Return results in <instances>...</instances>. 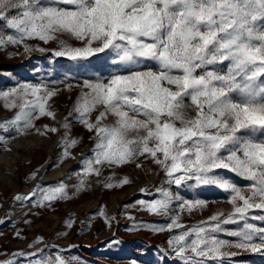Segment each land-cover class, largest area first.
<instances>
[{
    "label": "snow or ice",
    "instance_id": "obj_1",
    "mask_svg": "<svg viewBox=\"0 0 264 264\" xmlns=\"http://www.w3.org/2000/svg\"><path fill=\"white\" fill-rule=\"evenodd\" d=\"M0 21L15 31L0 30V48L23 45L31 52L26 41H56L55 57L110 59L114 71L107 79L85 81L69 112L94 140L82 161L78 192L89 186L88 177L100 182L106 168L142 167L141 158L150 159L164 180L156 197L137 203L154 215L169 216L173 203L181 212L207 207L204 199H184L181 188L216 187L229 196L230 211H217L193 227L185 228L177 214L151 228L183 229L168 241L183 264H234V254L222 251L226 247L264 251V0H0ZM59 91L42 83L0 91L4 106L16 109L0 121V130L18 136L60 132L36 126L41 117L55 119L49 102ZM61 127V159L74 158L70 149L79 140L67 118ZM129 183L114 172L103 180L107 189ZM68 188L59 182L15 199L38 196L37 206L50 207L68 198ZM241 222L238 230L226 227ZM31 264L67 262L57 256Z\"/></svg>",
    "mask_w": 264,
    "mask_h": 264
},
{
    "label": "rangeland",
    "instance_id": "obj_2",
    "mask_svg": "<svg viewBox=\"0 0 264 264\" xmlns=\"http://www.w3.org/2000/svg\"><path fill=\"white\" fill-rule=\"evenodd\" d=\"M5 25V21H0V30L15 34ZM61 38L81 46L80 42L67 36ZM26 43L33 46L31 52H25L23 45L0 48V91L7 92L23 83H42L58 88L59 95L49 102L55 119L41 117L36 126L47 124L60 128V132L40 136L33 131L30 135L18 136L15 132L8 134L0 130L3 137L0 141V264L7 261L31 264L35 260H53L57 256L67 264H183L168 243L183 229L169 232L153 231L151 228L170 223L169 217L177 214L185 228H190L217 211L227 213L231 210V205L226 202L228 194L216 187L181 188L178 191L184 199H204L208 202L207 207L181 212L173 203L169 216L154 215L137 201L157 196L156 189L162 185L164 173L150 159L143 158L142 167L127 164L115 169L106 168L104 176L99 178L100 182L94 176L88 177L89 186L78 192L75 186L83 172L82 161L91 155L94 140L92 133L69 116V112L85 81L107 79L114 69L104 54L77 62L55 57L56 41L45 44L29 40ZM39 48L46 51L41 52ZM5 103L0 99V121L10 119L16 111L6 108ZM95 115L97 113L94 112L93 118ZM65 118L71 125V136L79 143L70 149L74 158L62 160L65 130L61 125ZM221 171L237 183L247 184L233 173ZM113 172L117 180L128 177L131 183L113 189L105 188L104 177ZM59 182L69 186L68 198L53 202L50 207L37 206L38 196L31 197V201L15 199L17 196H29L41 187H55ZM141 189H149L151 194L141 192ZM173 191H177L175 186ZM257 211L253 210L251 214ZM105 217L114 219L109 223ZM66 221L72 222L71 227ZM226 227L238 230L242 222ZM220 238L236 239L224 234ZM38 249L41 251L38 252ZM222 251L234 254V264H264V251L252 252L236 247H226ZM29 253L37 255H27ZM73 257L78 259L73 260Z\"/></svg>",
    "mask_w": 264,
    "mask_h": 264
}]
</instances>
